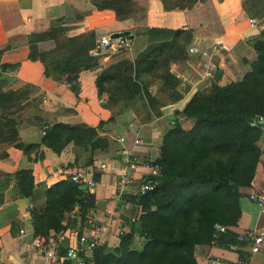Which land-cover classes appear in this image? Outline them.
I'll list each match as a JSON object with an SVG mask.
<instances>
[{
  "label": "crops",
  "instance_id": "obj_1",
  "mask_svg": "<svg viewBox=\"0 0 264 264\" xmlns=\"http://www.w3.org/2000/svg\"><path fill=\"white\" fill-rule=\"evenodd\" d=\"M132 1L139 11L119 21L110 10L96 11L90 0H0V64L16 65L15 70L7 73L11 78L8 88L18 90L24 85H32L40 96L36 105L27 100L17 113L7 116L16 122V137L0 141V264H63L58 260H46L44 251L51 248L57 259L66 247L74 244L77 235L90 234L93 226L102 227L98 235L99 247L107 250L117 247L120 242L117 232L124 228L125 234L131 233L130 248L136 249L140 239L134 226L128 223L130 216L135 215L131 200L135 197V186L146 178L144 164L153 162L158 156L161 137L175 117L174 113L181 111L196 92L211 83L223 86L240 81L256 60L250 43L262 31L257 26L249 27L247 20L264 21L260 15L262 7L253 16L244 6V0H204L191 9L168 11L159 0ZM56 22H61L59 26L64 28L66 37L90 31L96 36L127 31L131 34V43L135 36L140 39L139 45L131 48V59L149 45L150 36L144 29L151 28L188 31L191 38L186 49L193 45L207 48L215 41L220 42L221 48L215 53V69L210 80L201 77L195 67L196 57L189 56L185 50L181 59L167 64L166 79L149 80L145 75L142 78V82L148 80L150 103L144 100L136 106L134 102L129 105L120 101L110 103L109 94L99 92L96 87L97 75L110 65V59H99L95 69L78 74L77 95L72 94L64 83L45 77L39 62L27 59V37L47 31ZM54 123L92 128L101 123L99 136L106 137L109 144L104 152L94 157L93 163L104 162L106 169L95 173L93 216L82 215L79 206L75 205L69 211L66 229L58 233L49 231L39 237L32 234L30 211L40 214L44 209L43 189L66 180L76 168L72 165L71 144L58 154L39 145L42 128ZM180 125L187 130L191 122L180 120ZM111 135L122 136L125 139L123 145L112 141ZM135 137L142 140L141 145L132 146ZM16 144L39 146L23 153ZM256 146L260 158L249 186L239 189L240 216L236 225L226 228L213 243L196 246L195 264H212V261L217 264H235L237 261L264 264V249L252 254L247 243L236 240L237 233L264 225V212L248 200V194L264 184V126ZM131 147L137 163L127 168L132 182L126 194L118 198L114 187L122 167L118 155L122 148ZM18 170L30 171L31 202L14 190L13 174ZM229 246L234 248L229 249Z\"/></svg>",
  "mask_w": 264,
  "mask_h": 264
},
{
  "label": "trees",
  "instance_id": "obj_2",
  "mask_svg": "<svg viewBox=\"0 0 264 264\" xmlns=\"http://www.w3.org/2000/svg\"><path fill=\"white\" fill-rule=\"evenodd\" d=\"M159 1L168 11L191 9L204 0ZM90 4L96 11H112L119 21L136 13L132 0H90ZM60 23L27 37V59L39 62L45 77L64 83L77 95L78 74L97 67V59L88 55L96 35L90 31L66 37ZM144 32L150 36L146 49L132 61L124 58L97 75L96 87L99 92L109 94L110 103L135 101L134 97L143 87L142 78L150 73L159 58L162 73L155 78L166 79L167 64L184 56L185 45L191 38L185 30L151 28ZM48 41H53L52 46L40 50L39 44ZM250 46L256 60L240 81L223 86L211 83L196 92L181 111L174 113L177 118L169 122L161 137L158 156L151 162L159 171L156 184L144 195L131 200L136 217L128 223L138 234L139 246L131 249V233L125 234L112 252L96 248L94 264H195L194 249L211 243L215 224L225 228L236 225L240 216L239 189L249 186L260 158L256 142L261 129L251 126L250 122L255 116H264V31ZM15 68L16 65L0 64V141L16 137V122L7 118L8 111L23 108L29 96L38 93L32 85L18 90L8 88L11 78L7 73ZM178 119L189 120V129H182ZM100 126L101 123L95 128L54 123L47 127L39 145L58 154L71 144L72 165L88 169L94 157L108 148V139L99 136ZM1 128H6L5 133L9 135L4 137ZM39 145L15 146L25 153ZM13 179L15 192L31 202L30 171L18 170ZM79 196L80 189L68 180L44 188L43 211L40 214L30 211L32 234L41 237L49 231L58 233L66 229L62 223L63 213L75 205L85 214L87 208L92 207V198L88 204H82Z\"/></svg>",
  "mask_w": 264,
  "mask_h": 264
},
{
  "label": "built area",
  "instance_id": "obj_3",
  "mask_svg": "<svg viewBox=\"0 0 264 264\" xmlns=\"http://www.w3.org/2000/svg\"><path fill=\"white\" fill-rule=\"evenodd\" d=\"M261 19H264V6H262ZM249 27H259L261 31H264V21H258L254 18L247 20ZM111 34H101L95 37L94 42L90 50L88 51L89 57L97 60H108L121 53L129 54L131 51V34L126 36L111 38ZM221 48L219 41L211 43L207 48H200L196 45L189 46L186 49V53L189 56H195V67L200 71V75L204 79H212L214 74V56L215 53ZM124 58L131 60L130 54L124 56ZM250 125L253 127H259L260 129L264 126V116H255ZM46 126L42 128L41 134L44 135ZM110 139L115 143L123 145L124 138L119 135H111ZM142 140L135 137L132 140V146L141 145ZM119 163L121 164V173L117 175L115 181V194L118 198H122L127 191L128 186L132 182L131 175L128 173L127 168L134 166L137 163L136 157L131 148H122L119 153ZM144 168L147 170L146 178L143 179L135 186V196H142L146 192L150 191L156 184L155 178L158 176L159 171L156 166L152 163L144 164ZM106 169V163L100 162L92 164L88 169L75 168L72 173L66 178L71 184L77 186L80 189V200L82 204H88L92 198L93 189L95 187V176L96 172H101ZM248 200L256 204L262 212H264V184L259 190L251 191L248 194ZM69 211L63 213L62 223L67 225L69 220ZM86 216H93L92 207H88L86 210ZM135 215L130 216L129 222L135 220ZM226 230L224 226L215 224L213 226V233L211 235V243H213L219 234ZM102 231V227L93 226L91 233L80 234L75 237L73 245L66 247L64 253L57 259L53 250L50 248L44 251V257L46 260H58L59 262L66 264H94L93 253L96 248L99 247L98 235ZM21 234L22 231L20 230ZM125 229H119L117 235L122 237L125 235ZM236 240L239 243H247L249 251L252 254L260 252L264 249V225L260 226L255 230L244 231L236 234ZM40 243V240L37 242ZM233 246H229V249H233ZM133 249V248H131ZM212 264H217L216 261H212ZM235 264H245L242 261H237Z\"/></svg>",
  "mask_w": 264,
  "mask_h": 264
},
{
  "label": "rangeland",
  "instance_id": "obj_4",
  "mask_svg": "<svg viewBox=\"0 0 264 264\" xmlns=\"http://www.w3.org/2000/svg\"><path fill=\"white\" fill-rule=\"evenodd\" d=\"M243 2H244V6L250 11V14H252L253 16L254 15L256 16L258 14V12H259L260 7H262L264 5V0H244ZM135 10H136V13H137L139 11V8L136 6ZM135 37L136 38L131 43V48L132 49H135L140 43V39L137 36H135ZM52 44H53V41H48V42L40 43L38 47H39L40 50H44V49H47V48L51 47ZM184 49L186 50V45H185ZM129 54H131V51L129 52ZM129 54L121 53V54H119V55H117L115 57L110 58V60H111L110 61L111 62L110 65L115 63V62H122V60L124 59V56L129 55ZM132 59L130 61H132ZM161 60H162L161 58L157 59L154 68L152 70H150L149 74L145 75V76H147V78L149 80H151V79L154 80L156 75L158 76V75H160L162 73L161 72L162 67H161V63H160ZM147 81L146 82H142V86L143 87H142L140 93L138 94V96L134 97V100H135V101H133L135 103V104L133 103L134 106L139 105L138 102H140V100H144V101L151 100L150 99V93L148 92V88H147L149 86ZM147 96H149V97H147ZM29 97H30L28 99L29 103L31 102V104H33V105H36L38 103V101H39V94L38 93L33 92ZM123 101H124V102H122L123 105H129V104L126 103L125 100H123ZM115 102H118V101H115ZM115 102L113 101L111 103H115ZM19 110L20 109H14V110L8 111L7 115L8 114L10 115V114L15 113V112L17 113ZM1 129L3 130L4 133L6 132V128H1ZM7 134L9 135V133H5L3 136L5 137V136H7ZM115 248H113L111 250H107V249L104 248V250L107 251V252H112Z\"/></svg>",
  "mask_w": 264,
  "mask_h": 264
},
{
  "label": "water",
  "instance_id": "obj_5",
  "mask_svg": "<svg viewBox=\"0 0 264 264\" xmlns=\"http://www.w3.org/2000/svg\"><path fill=\"white\" fill-rule=\"evenodd\" d=\"M129 34V32H127V31H124V32H120V33H114V34H111V38H117V37H122V36H126V35H128Z\"/></svg>",
  "mask_w": 264,
  "mask_h": 264
}]
</instances>
